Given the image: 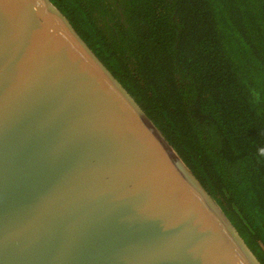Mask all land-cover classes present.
Instances as JSON below:
<instances>
[{
  "label": "water",
  "instance_id": "1",
  "mask_svg": "<svg viewBox=\"0 0 264 264\" xmlns=\"http://www.w3.org/2000/svg\"><path fill=\"white\" fill-rule=\"evenodd\" d=\"M0 264H261L50 0H0Z\"/></svg>",
  "mask_w": 264,
  "mask_h": 264
},
{
  "label": "trees",
  "instance_id": "2",
  "mask_svg": "<svg viewBox=\"0 0 264 264\" xmlns=\"http://www.w3.org/2000/svg\"><path fill=\"white\" fill-rule=\"evenodd\" d=\"M264 264V0H50Z\"/></svg>",
  "mask_w": 264,
  "mask_h": 264
}]
</instances>
